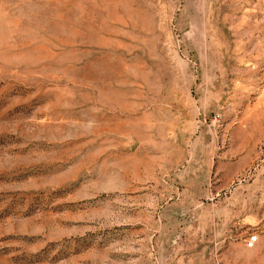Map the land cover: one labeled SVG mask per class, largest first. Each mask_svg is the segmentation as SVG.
Here are the masks:
<instances>
[{
	"label": "rangeland",
	"instance_id": "1",
	"mask_svg": "<svg viewBox=\"0 0 264 264\" xmlns=\"http://www.w3.org/2000/svg\"><path fill=\"white\" fill-rule=\"evenodd\" d=\"M0 264H264V0H0Z\"/></svg>",
	"mask_w": 264,
	"mask_h": 264
},
{
	"label": "built area",
	"instance_id": "2",
	"mask_svg": "<svg viewBox=\"0 0 264 264\" xmlns=\"http://www.w3.org/2000/svg\"><path fill=\"white\" fill-rule=\"evenodd\" d=\"M256 240H257L256 234L249 235L248 238L246 239V245L253 246Z\"/></svg>",
	"mask_w": 264,
	"mask_h": 264
}]
</instances>
